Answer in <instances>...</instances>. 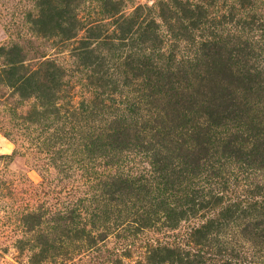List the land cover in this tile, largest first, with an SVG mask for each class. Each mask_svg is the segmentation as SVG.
Here are the masks:
<instances>
[{"label": "rangeland", "instance_id": "rangeland-1", "mask_svg": "<svg viewBox=\"0 0 264 264\" xmlns=\"http://www.w3.org/2000/svg\"><path fill=\"white\" fill-rule=\"evenodd\" d=\"M253 4L264 15V0H0V264H201L180 252L152 250L151 231L139 225L130 226L125 240L117 238L119 209L105 208L97 196L84 200L95 184L84 145L111 116L93 91L125 101L138 90L127 67L132 60L164 64L170 50L190 57L195 47L184 40L239 30L244 15L237 10ZM247 27L264 46V23ZM64 207L82 216L96 209L98 217L56 232L68 252L61 261L19 219L26 209L51 216ZM102 228L107 240L89 243ZM124 244L130 246L123 250Z\"/></svg>", "mask_w": 264, "mask_h": 264}, {"label": "trees", "instance_id": "trees-1", "mask_svg": "<svg viewBox=\"0 0 264 264\" xmlns=\"http://www.w3.org/2000/svg\"><path fill=\"white\" fill-rule=\"evenodd\" d=\"M236 14L244 15L239 30L184 40L195 47L190 57L170 50L164 64L132 60L127 67L138 90L125 101L93 91L111 116L84 145L95 183L84 200L97 196L105 208L119 209L117 238L125 240L134 224L151 231L156 252H180L201 264H264V46L249 36L253 27L245 30L264 23V15L254 4ZM230 209L233 216H225ZM95 212L84 215L97 218ZM82 213L26 209L19 221L26 233L37 230L39 246L66 261L56 232L84 220ZM107 238L102 228L89 243Z\"/></svg>", "mask_w": 264, "mask_h": 264}]
</instances>
